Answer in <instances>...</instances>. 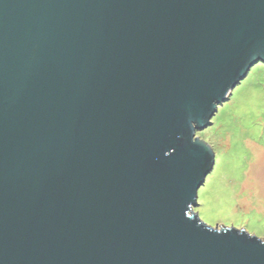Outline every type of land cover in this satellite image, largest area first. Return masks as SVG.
<instances>
[{"label":"water","instance_id":"obj_1","mask_svg":"<svg viewBox=\"0 0 264 264\" xmlns=\"http://www.w3.org/2000/svg\"><path fill=\"white\" fill-rule=\"evenodd\" d=\"M259 61L264 0H0V264H264L193 210Z\"/></svg>","mask_w":264,"mask_h":264},{"label":"rangeland","instance_id":"obj_2","mask_svg":"<svg viewBox=\"0 0 264 264\" xmlns=\"http://www.w3.org/2000/svg\"><path fill=\"white\" fill-rule=\"evenodd\" d=\"M196 136L211 146L215 163L193 210L210 227L264 240V62L250 68Z\"/></svg>","mask_w":264,"mask_h":264}]
</instances>
